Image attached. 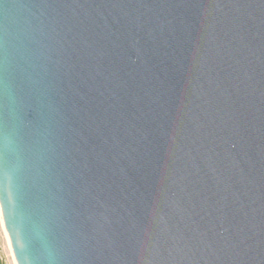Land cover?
I'll return each mask as SVG.
<instances>
[{"label": "water", "instance_id": "obj_1", "mask_svg": "<svg viewBox=\"0 0 264 264\" xmlns=\"http://www.w3.org/2000/svg\"><path fill=\"white\" fill-rule=\"evenodd\" d=\"M0 212L16 264H264V0H0Z\"/></svg>", "mask_w": 264, "mask_h": 264}, {"label": "rangeland", "instance_id": "obj_2", "mask_svg": "<svg viewBox=\"0 0 264 264\" xmlns=\"http://www.w3.org/2000/svg\"><path fill=\"white\" fill-rule=\"evenodd\" d=\"M0 262H2V264H14L4 230L0 233Z\"/></svg>", "mask_w": 264, "mask_h": 264}, {"label": "snow or ice", "instance_id": "obj_3", "mask_svg": "<svg viewBox=\"0 0 264 264\" xmlns=\"http://www.w3.org/2000/svg\"><path fill=\"white\" fill-rule=\"evenodd\" d=\"M8 239H9V244L12 245L13 242H12L11 234H9ZM15 245H19V241L18 240L15 242ZM12 255H13L14 258L16 257V246L12 247Z\"/></svg>", "mask_w": 264, "mask_h": 264}, {"label": "clouds", "instance_id": "obj_4", "mask_svg": "<svg viewBox=\"0 0 264 264\" xmlns=\"http://www.w3.org/2000/svg\"><path fill=\"white\" fill-rule=\"evenodd\" d=\"M3 231V219L2 217H0V233H2ZM0 264H2V262H0Z\"/></svg>", "mask_w": 264, "mask_h": 264}, {"label": "bare ground", "instance_id": "obj_5", "mask_svg": "<svg viewBox=\"0 0 264 264\" xmlns=\"http://www.w3.org/2000/svg\"><path fill=\"white\" fill-rule=\"evenodd\" d=\"M3 230H4V229H3ZM4 234H5V237H6L7 243H8V247H9V249H10V244H9L8 237H7L6 233H5V231H4ZM10 251H11V249H10ZM11 254H12V252H11ZM13 262H14V264H16L15 261H14V258H13Z\"/></svg>", "mask_w": 264, "mask_h": 264}, {"label": "built area", "instance_id": "obj_6", "mask_svg": "<svg viewBox=\"0 0 264 264\" xmlns=\"http://www.w3.org/2000/svg\"><path fill=\"white\" fill-rule=\"evenodd\" d=\"M0 217H1V212H0Z\"/></svg>", "mask_w": 264, "mask_h": 264}]
</instances>
